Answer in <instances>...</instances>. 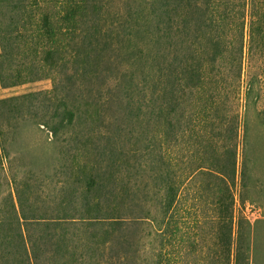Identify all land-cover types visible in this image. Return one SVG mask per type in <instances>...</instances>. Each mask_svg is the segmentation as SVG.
Returning <instances> with one entry per match:
<instances>
[{"label":"trees","instance_id":"1","mask_svg":"<svg viewBox=\"0 0 264 264\" xmlns=\"http://www.w3.org/2000/svg\"><path fill=\"white\" fill-rule=\"evenodd\" d=\"M90 1L0 0L2 86L11 88L51 76L54 98L40 102L47 93L39 92L0 100V171L9 185L8 195L0 201V264H259L250 257L252 225L246 217L235 216L233 195L225 219L218 217L215 224L218 242L212 259L167 257L170 236L179 230L176 227L170 233V209L178 200L162 145L170 143L171 136L178 134L174 129L183 126L185 98L214 102L203 109L208 118L219 111L218 89L208 95L202 89L219 85L222 61L229 53L226 29L239 42L235 51L240 83L245 33L249 56L264 47L260 42L264 41L260 26L264 19L259 21L264 18V0H147L142 15L127 11L121 18L133 24L127 37L148 35L155 71L151 143L137 151L141 161L136 175L147 178L145 186L137 189V195L122 185L126 175L118 180L109 173L102 185L93 176L81 186L64 181L50 203L31 199L25 192L32 188L33 174L26 169L24 177L19 176L25 165L11 154V143L27 121L46 130L53 140L71 131L78 109L72 101L73 83L77 76L88 77L90 60L99 50L97 39L86 42L88 30L82 26L95 25L101 10L102 18L118 14L108 3L101 9ZM144 20L148 24L140 25ZM116 30L108 27L105 32ZM118 44L113 46L117 49ZM248 85L249 92L253 78ZM111 141L108 137L102 156L116 164L123 155H117ZM57 154L60 159L80 157L79 149L71 151L68 145ZM204 174L224 182L220 171ZM244 177L242 171V181ZM99 253L102 259H97Z\"/></svg>","mask_w":264,"mask_h":264},{"label":"rangeland","instance_id":"2","mask_svg":"<svg viewBox=\"0 0 264 264\" xmlns=\"http://www.w3.org/2000/svg\"><path fill=\"white\" fill-rule=\"evenodd\" d=\"M145 1H90L93 7L101 9L108 3L118 14L102 18L101 10L95 25L82 26L88 30L86 42L97 39L99 50L90 60L92 66L88 77L81 80L77 76L73 83L72 101L78 107L75 125L58 141L53 140L46 130L33 125V121H27L9 148L19 159L18 164L25 165L19 169V176L24 177L26 169L33 174L29 179L32 188L25 191L31 199L50 203L64 181L70 179L81 186L89 184L88 178L93 176L102 185V178L105 180L109 173L115 174L118 180L126 175L122 185L136 192L145 186L147 178L136 175L141 161L137 151L151 143L155 71L148 35L143 33L128 39L133 24L121 19L129 10V13L142 15ZM263 19L259 18V21ZM144 23L148 24L144 20L140 25ZM260 26L264 28V25ZM108 27H117V30L105 32ZM96 29H102L101 34ZM225 31L224 40L229 45V53L222 61L219 85L209 84L202 89L206 95L218 89L221 94L217 99L219 111L214 118H208L203 109L214 102L210 99L200 102L195 97L189 102L185 98L183 126L174 129L178 134L171 136L170 143L162 145L170 179L174 182L170 185L177 189L178 200L170 209L173 217L170 233L176 227L179 230L170 236L167 257L212 259L218 242L215 231L219 226L215 224L218 217L225 219L233 195L235 216L246 217L252 225L250 257L264 264V47L249 56L245 33L239 83L235 51L239 42L234 32ZM260 42L264 46V41ZM117 43L116 49L113 45ZM250 78H253L254 85L248 92ZM52 90L51 76L11 88H4L0 80V100L46 92V97L40 101L44 102L54 99L50 95ZM108 137L117 148V155H123L116 164L105 161L102 156L109 144ZM67 145L71 151L79 149L80 157L74 160L71 157L58 158L57 153ZM214 170L224 175V182L204 174ZM242 171L245 174L243 181ZM51 174L56 177L50 179L48 175ZM11 187L15 196V189ZM8 193L5 173L0 171V201ZM177 213L179 217L175 215ZM97 259H102L101 253Z\"/></svg>","mask_w":264,"mask_h":264}]
</instances>
